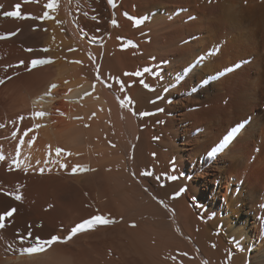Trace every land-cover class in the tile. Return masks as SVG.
Masks as SVG:
<instances>
[{"label": "bare ground", "instance_id": "6f19581e", "mask_svg": "<svg viewBox=\"0 0 264 264\" xmlns=\"http://www.w3.org/2000/svg\"><path fill=\"white\" fill-rule=\"evenodd\" d=\"M10 1L41 17L51 0ZM99 1H58L67 40L57 23L5 17L15 4L0 0V36L16 33L0 39V214L17 210L0 264H264V0ZM39 58L52 63L10 77ZM208 74L224 76L200 89ZM215 88L228 106L201 99ZM210 109L228 118L208 123ZM97 214L115 223L66 242Z\"/></svg>", "mask_w": 264, "mask_h": 264}, {"label": "snow or ice", "instance_id": "6c2138e0", "mask_svg": "<svg viewBox=\"0 0 264 264\" xmlns=\"http://www.w3.org/2000/svg\"><path fill=\"white\" fill-rule=\"evenodd\" d=\"M24 2L25 3L35 2V0H24ZM113 2H114V0H109L110 4H112ZM58 6H59L58 0H51V2H49L48 4L45 5V7L49 10H55L56 8H58ZM0 7H2V6H0ZM21 7H22L21 4H16L14 6L15 10L4 12L3 15L5 17H13V18H18V19H27V18L41 19V20H43V19H54V17H52L48 11H45L43 16H41V17L24 16L21 13ZM125 15L127 16V13H125ZM113 23L115 24V21H113ZM14 35H16V33H7L3 36H0V39H8L9 37L14 36ZM72 50L73 49H69V51H72ZM28 51H33V50L28 49ZM43 51L46 52V51H48V49H44ZM20 63L23 64L24 62L21 61ZM49 63H52L51 59H35V60L31 61V64L33 67L44 65V64H49ZM74 63H81V62L80 61H74ZM126 75H133V74L132 73H126ZM135 75H139V73H135ZM0 83H3V80H0ZM51 87L55 88V87H57V85H52ZM44 115H46V113H43V112L34 113L33 118L43 117ZM93 115H95V113H93ZM144 115H146V113ZM20 119L23 120L24 117H20ZM34 127L40 128V127H43V125L37 124V125H34ZM29 130L31 131V129H29ZM26 134L27 133H25V135ZM56 154L60 155L61 149L57 148ZM69 155H71V153H69ZM3 159H4V156L0 155V160H3ZM61 167L67 168V165L66 164L61 165ZM90 170L91 169H88L86 166H82V165H74L73 166V173L74 174L78 171H90ZM40 171L42 173L43 169H41ZM142 175H151V173L145 171L142 173ZM157 179H159V177H157ZM171 179L175 180L176 177L173 176V177H171ZM4 195L12 196L17 201L23 199L22 195L16 194V193L5 192ZM16 211L17 210L15 208H10V209L6 210L5 212H3L2 214H0V229L5 227V224L3 223V221H6V220H8V218L12 217ZM112 223H115V221L108 218V217L97 214L91 218L84 220L83 222L79 223L75 227H73L71 229L67 239H71L77 233L85 231L86 229H91L96 225H107V224H112ZM133 226H135V225H133ZM59 240H60L59 237L53 236V237H51L50 240L44 241L42 243H37V244L30 246V247L22 248L20 250L21 255H33L37 252L44 251L48 245H51L52 243L58 242ZM184 255H186V253Z\"/></svg>", "mask_w": 264, "mask_h": 264}, {"label": "rangeland", "instance_id": "374dc122", "mask_svg": "<svg viewBox=\"0 0 264 264\" xmlns=\"http://www.w3.org/2000/svg\"><path fill=\"white\" fill-rule=\"evenodd\" d=\"M4 1H8V0H2V2H4ZM58 1H59V0H58ZM98 1H99V0H98ZM108 1H109V0H105L106 5L108 4ZM197 1H198L199 3H201V1H199V0H195L194 3L196 4ZM2 2H1V3H2ZM10 2H12V1L9 0V3H10ZM50 2H51V1H50ZM96 2H97V0H96ZM204 2H205V3H204ZM4 3H5V2H4ZM48 3H49V1H48L46 4H48ZM100 3H101V1L97 2L98 5H100ZM202 3H203V4H207V5L212 6V4H214V1H212V0H205V1H204V0H203ZM6 4H7V2H6ZM11 4H12V3H10V5H9V4H8V5L11 7L12 5L15 4V2H14V4H12V5H11ZM8 5H7V6H8ZM15 5H16V4H15ZM58 5H59V3H58ZM109 5H110V4H109ZM107 7L110 8L108 5H107ZM43 9H44V10H43L44 12H45V11H49V12H50L49 14H50L51 16L53 15L52 17H54V19H53V20H52V19H47V20H46V19H43V20H41L42 23L45 24L46 21H47L46 23H48V24L57 23L56 26L58 25V28H57L56 26H53V25H52V26L55 27V29H57L56 31H59V30H60L61 34H60V32H58V34H60L61 36L64 35L63 37H65L67 40H70L69 35H68V36L66 35V34H68L67 31H66V29L62 27L63 29H65L66 33H65L64 30H63V32L61 31V26H62L63 24H62V22L60 21V18H61V14H60V12H59L60 10L57 11L59 8H56L55 10H49V9L45 8V6H44ZM45 9H46V10H45ZM203 9H204V8H203ZM43 11H42V12H43ZM44 12H43L42 14H44ZM204 13H205V14H204ZM204 13H203V15H204L205 17L207 16V19H208V20L211 19V18H213L212 15H211V11H210V12H209V11H204ZM208 13H209V14H208ZM55 14H56V15H55ZM42 16H43V15H42ZM58 20H59V21H58ZM52 21H54V22H52ZM209 22H210V21H209ZM205 25H208V24H205ZM58 29H59V30H58ZM31 30H35V29L31 28ZM35 31H36V30H35ZM35 31H34V32H35ZM39 31H40V30H39ZM63 33H64V34H63ZM210 33H211V34H210ZM212 33H213V31L211 32V28H210V29H208L207 31H205L203 34H206V37H207V38H206V37H205V38H206V40L209 41V45H210L211 48H212L211 52L209 53L210 56H217V54H214L215 50H214V46H213V42H212V40H213V38H212V35H213V34H212ZM208 34H209V36H208ZM210 35H211V36H210ZM29 36H30V35H29ZM198 36H199V35H198ZM14 37H16V36H13L12 39H14ZM58 37H59V36H58ZM43 38H44V37H43ZM60 38H61V37H60ZM211 38H212V39H211ZM57 39H58V38H57ZM209 39H210V40H209ZM45 40H47V39H45ZM192 40H193V37H190V38L188 39L189 43H191ZM19 41H20V40H19ZM20 42H21L20 50H23V53H24V50L26 49L25 51L27 52V49H28V47L30 46L29 42H27V39H26V38H22ZM26 42H27V43H26ZM41 42H42L41 45L43 46V48H41V50L43 51L44 49H46V47H44V44H45L44 42H45V41H41ZM48 42H49V41H48ZM210 42H211V43H210ZM92 44H95V45H93V47L101 45V43H96V42H92ZM26 45H27V46H26ZM14 46H15V45L13 44L12 47H14ZM58 46H59V45H58ZM12 47H11V48H12ZM99 47H101V46H99ZM99 47H97V48H99ZM129 47H132V44H130ZM58 48H60V46H59ZM69 57H70V56H69ZM39 59H43V58H39ZM70 59H71V57H70ZM33 60H34V59H29V60H28V63L24 62L25 65H23V64H24V63H23V64L16 65V66H17L16 68H13V67H12V68H11V71H12V72L10 71V72H11L10 77H11V76L14 77V76H15V73H16V72L18 73V69H19V68H20V69H19V70H20L19 73H20V72H23V71L28 72V71H26L25 69L29 70L28 73H32V72H33L34 70H36V68H38V67H39V68H41V67L44 68V67H45V65H43V66L40 65V66H36V68L34 67V68H35V69H34L33 66H32V64H31V61H33ZM187 60H188V59H187ZM194 61H195V60H194ZM70 62H71V60L69 61V63H70ZM199 63H200V61H199V60H196L194 63H191V64H193V66H195V68H196V67L198 66ZM247 63H248V62H246V64H247ZM25 66H26V68L24 69ZM193 66H192V67H193ZM192 67H191V68H192ZM201 72H202V73H201L202 75L205 74L204 71H201ZM203 72H204V73H203ZM17 73H16V74H17ZM205 75H206V74H205ZM221 75L224 76V74H215V75H213V76H209V74H208L207 77L204 78V79L201 81V83H199V86H200L199 88L204 90V89L208 88L210 85L219 82V80H220L221 78H223V77H221ZM227 76H228V74H227ZM227 76H226V77H227ZM205 80H206V81H205ZM203 81H204V82H203ZM195 83H197V82H195ZM202 83H203V84H202ZM200 84H201V85H200ZM202 86H203V88H202ZM216 90H217V91H216ZM220 91H222V90H221V89H218V88H215V91L213 90V92L206 93L208 96H207L206 94H203V95L201 96V99H202V100H207V99H208V101H209V99L212 100V99L216 96V94H218ZM263 91H264V88H263ZM220 93H221V92H220ZM209 94H210V95H209ZM221 94H224V95H225V93H224L223 91H222ZM189 95H190V93H189ZM211 95H212V96H211ZM214 95H215V96H214ZM206 96H207V97H206ZM210 96H211V97H210ZM229 99H230V98H225V100L222 99V101L224 100L223 102L220 101V102L222 103V106H223V107H224V106H228V104H229V102H230ZM263 99H264V97H263ZM263 99H261L260 102H259L262 111H264V100H263ZM211 100H210V101H211ZM211 102H212V103H210V105H212V107H213V104H214V107H215L216 104H217V106L221 104V103L218 102V101L214 102V99H213ZM223 104H224V105H223ZM196 106L199 107L200 104H196ZM214 107H213V110H214ZM225 108H226V107H225ZM197 110H198V109H197ZM238 111H239V110H235L234 112L232 111V112H233L232 114H234V115H232L231 117H232L233 119L236 117V115H237V117L239 116ZM209 112H211L212 114L214 113V111H212L211 109L209 110ZM224 112H226V111H224ZM224 112L222 111V113H223L224 115L219 116V118H217L218 116H215L216 114H215V115L213 114V115L211 116V113H208V114H206L207 116L204 115V116H205L204 119H205V121H208V123H209V121H212L213 117L215 116L214 119H213V121H214V120H220V121L222 120V121H223L224 119H227V118H228V117H224V116H227V114H228V113L226 114V113H224ZM236 112H237V113H236ZM239 112H240V111H239ZM199 114H200V117H199V116H197V117H199V119H200L201 117L203 118V115H202L203 113L200 112ZM209 114H210V115H209ZM201 115H202V116H201ZM230 115H231V114H230ZM208 116H210V117H208ZM257 117H258V115H257ZM195 118H196V117H195ZM202 118H201L200 120H202ZM211 118H212V119H211ZM215 118H217V119H215ZM223 118H224V119H223ZM213 121H212V123H213ZM210 123H211V122H210ZM207 125H208V124H207ZM210 125H211V124H210ZM199 129H200V128H199ZM199 129H198V130H199ZM240 130L242 131V127L240 128ZM240 130H239V131H240ZM202 131H203V129H200V130H199V133H201ZM194 135H195L194 137H197V136H196V135H197V132H196ZM200 160H201V162H202L203 158H201ZM81 222H82V221H81ZM81 222H80V223H81ZM75 226H76V225H75ZM72 228H73V227H72ZM72 228H71V229H72ZM69 233H70V232H69ZM69 233H67V234H69ZM67 234H66V235H67ZM76 235H78V233H77ZM67 236H68V235H67ZM67 236H65V237H67ZM65 237H64V238H65ZM65 239H66V242L70 240V239H67V238H65ZM65 239H64V241H65ZM73 239H74V237L71 238V240H73ZM62 241H63V240H62ZM62 241L60 240V241H58L57 243H59V242L61 243Z\"/></svg>", "mask_w": 264, "mask_h": 264}]
</instances>
